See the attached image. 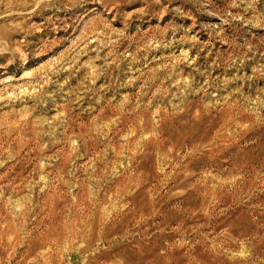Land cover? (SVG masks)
<instances>
[{
  "label": "rangeland",
  "instance_id": "1",
  "mask_svg": "<svg viewBox=\"0 0 264 264\" xmlns=\"http://www.w3.org/2000/svg\"><path fill=\"white\" fill-rule=\"evenodd\" d=\"M0 264H264V0H0Z\"/></svg>",
  "mask_w": 264,
  "mask_h": 264
}]
</instances>
